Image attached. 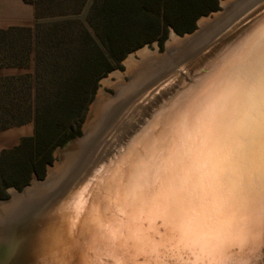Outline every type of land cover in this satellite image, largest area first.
<instances>
[{
	"label": "bare ground",
	"instance_id": "bare-ground-1",
	"mask_svg": "<svg viewBox=\"0 0 264 264\" xmlns=\"http://www.w3.org/2000/svg\"><path fill=\"white\" fill-rule=\"evenodd\" d=\"M250 2L213 45L161 73ZM221 4L105 81L115 94L98 103L88 161L24 220L8 264H264V92L251 94L264 83V0Z\"/></svg>",
	"mask_w": 264,
	"mask_h": 264
},
{
	"label": "trees",
	"instance_id": "trees-1",
	"mask_svg": "<svg viewBox=\"0 0 264 264\" xmlns=\"http://www.w3.org/2000/svg\"><path fill=\"white\" fill-rule=\"evenodd\" d=\"M22 1L33 7L34 24L0 31V68L25 69L31 61L33 71L0 81V130L31 121L33 136L0 155V200L8 188L42 180L54 151L80 135L100 79L128 54L160 47L169 31L190 34L220 0H92L83 24L70 17L86 0Z\"/></svg>",
	"mask_w": 264,
	"mask_h": 264
},
{
	"label": "water",
	"instance_id": "water-1",
	"mask_svg": "<svg viewBox=\"0 0 264 264\" xmlns=\"http://www.w3.org/2000/svg\"><path fill=\"white\" fill-rule=\"evenodd\" d=\"M252 4L254 3H247L238 12L231 16L227 22H222L223 24L219 25L209 37L203 41L201 40V42H197L186 53L181 55L179 59L175 61L176 63L172 64L174 60H170L164 71L161 73L178 67L179 64L192 59L202 50L206 49L210 45H213V43L232 26L235 21L234 19L240 16ZM184 36L188 35H183L182 37ZM260 87L261 88L255 91L254 89L252 90V99L256 97L255 93L264 92V83ZM255 88H258V86ZM138 91L141 90H137V92ZM101 98L109 99L102 92H97L88 109L86 120L81 131L82 137L70 140L61 149H56L54 151L53 157L56 158V163H54L51 167H46L44 178L40 181L33 179L29 183L30 186L24 187L19 193L9 190V199L0 201V264H8L10 254L18 247L14 245V242L20 233V226L23 225L24 220L30 217V215L37 209H41L45 205L56 200L66 187H68L71 181L78 175V172L85 166L88 161V152L91 150L94 144L93 142L97 137L96 135L91 139L89 132ZM256 102L257 104L255 105V108L264 102V93L256 100ZM107 118L100 127H104V124L108 121ZM97 134L99 135V132ZM248 156L249 155L247 154L244 156L246 167L245 171L253 164V161L251 162V157ZM261 158L264 159V154Z\"/></svg>",
	"mask_w": 264,
	"mask_h": 264
},
{
	"label": "crops",
	"instance_id": "crops-1",
	"mask_svg": "<svg viewBox=\"0 0 264 264\" xmlns=\"http://www.w3.org/2000/svg\"><path fill=\"white\" fill-rule=\"evenodd\" d=\"M34 11L31 5L22 0H0V31L8 28H32ZM32 62L27 68H0V81L31 75ZM33 136V124L28 121L24 124L0 130V155L16 148L20 141Z\"/></svg>",
	"mask_w": 264,
	"mask_h": 264
},
{
	"label": "rangeland",
	"instance_id": "rangeland-1",
	"mask_svg": "<svg viewBox=\"0 0 264 264\" xmlns=\"http://www.w3.org/2000/svg\"><path fill=\"white\" fill-rule=\"evenodd\" d=\"M224 1H226V0H220V1H219L220 3L218 2V10H217L216 12H213V13L209 14L208 16H206V17H201V18H207V17H209V16H211V15H213V14H215V13L220 12V11H221L220 6L222 5L221 3H223ZM91 2H92V0H86V2H85V4H84V6H83L81 12H80L77 16L70 17V19L75 20V21H76L77 23H79V24H83L84 17H85V15H86V12H87V10H88V8H89ZM201 18H200V19H201ZM198 20H199V19H198ZM198 20H197V21H198ZM53 21H55V20H54V19H42V20H39L38 22H39L40 25H46V24L51 23V22H53ZM197 21H196V23H195V29H194L190 34H184V35H191L192 33H194V32L197 31ZM171 33H172L171 31L168 32V34H167V36H166V39L164 40V42L162 43V45H161L160 47H159L157 44L152 43V44L149 45V46H143L142 48H140V49H138V50H136V51H134V52L128 54V55H127V56H126V57L120 62V69L115 68V69L112 70L110 73H108L104 78H102V79H100V80L98 81V83H97V89H96V91H95V94H94L93 99L95 98L97 92H102V93L105 94L108 98L113 97L114 94H115V91H114L112 88L107 87V85L104 84L105 81H106V80H111V81H113V82L116 81L115 76H113V74L116 73V72L121 73V75L123 76L124 73H125V71H127V68L125 67L126 65L124 66L125 62L128 61V59H129L130 56H133V55L136 56V54H137L140 50L148 49L149 51H156L158 54H162L163 51H164V45H165V42L168 40V38H169V36H170ZM172 34H173V33H172ZM173 35L176 36L175 34H173ZM182 36H183V35H182ZM182 36H176V37L181 38ZM129 55H130V56H129ZM136 59H138V57H136ZM28 64H29V63H28ZM31 65H32V64H31ZM32 71H33V67H32V69H31V74H32ZM114 78H115V79H114ZM124 82H126V83L128 82L127 78H124ZM1 86H2V85L0 84V88H1ZM0 91H1V89H0ZM93 99H92V101H93ZM92 101H91L90 104L87 106L86 111H85V114H84V116H83V118H82V121H81V124H80V127H79L80 135L77 137V139L82 137V133H81V131H82V127H83V125H84V123H85L86 116H87V113H88V109H89V107H90ZM8 123H9V122H8ZM4 124H5V122L0 121V127H1L2 125H4ZM6 124H7V123H6ZM9 124H11V123H9ZM95 131H96V130H94V132H89V135H90V138H91V139L94 138V137L96 136V135H95ZM88 137H89V136H88ZM74 139H76V138H74ZM72 140H73V139H72ZM60 149H61V148H60ZM53 155H54V153H53ZM54 163H56V158L53 157V162H52V164L50 165V167L53 166ZM45 171H46V169H45ZM44 176H45V173H44ZM43 178H44V177H43ZM33 179H35V178H34V177L30 178L28 184H27L25 187L30 186L29 183H30V181H32ZM35 180H37V179H35ZM37 181H40V180H37ZM22 189H23V188H22ZM22 189H21V190H22ZM9 190H13V189H10V188L6 189V190L4 191V192H5V195H6V198H5V199H2V200H0V201L8 200V199H9V197H10V196L8 195ZM21 190H20V191H21ZM13 191H15V190H13ZM20 191H19V192H20ZM15 192H17V191H15ZM19 192H17V193H19Z\"/></svg>",
	"mask_w": 264,
	"mask_h": 264
},
{
	"label": "snow or ice",
	"instance_id": "snow-or-ice-1",
	"mask_svg": "<svg viewBox=\"0 0 264 264\" xmlns=\"http://www.w3.org/2000/svg\"><path fill=\"white\" fill-rule=\"evenodd\" d=\"M262 38H264V34H262ZM259 181H260V194H261V201H262V205H264V167L261 168L260 170V174H259V177H258ZM254 184V182H253ZM254 187L249 190L247 192V195L249 197L253 196L254 195ZM230 195H235V193H229Z\"/></svg>",
	"mask_w": 264,
	"mask_h": 264
}]
</instances>
